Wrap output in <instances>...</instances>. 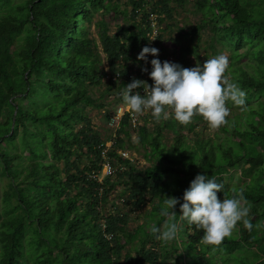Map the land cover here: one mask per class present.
<instances>
[{"label":"trees","instance_id":"trees-1","mask_svg":"<svg viewBox=\"0 0 264 264\" xmlns=\"http://www.w3.org/2000/svg\"><path fill=\"white\" fill-rule=\"evenodd\" d=\"M184 1L120 8L116 0H0V264H264V0H191L197 22L171 61L185 67L187 54L206 58L198 42L207 30L206 49H228L224 76L245 92L243 106L226 102V122L211 134L198 128L200 115L182 125L143 114L136 142L150 163L139 166L121 154L126 142L133 146L129 112L108 146L91 115L102 109L110 121L115 110L105 107L132 79L151 86L136 59L162 41L159 30L150 39V19L173 26V4ZM115 14L123 22L110 30L103 16ZM197 173L222 183L218 198L235 193L249 207L252 229L238 221L215 250L179 220L178 204L177 239L163 243L148 231L168 219L159 215L164 198L180 197ZM111 192L127 212L106 207ZM145 205L143 221L129 229L130 213Z\"/></svg>","mask_w":264,"mask_h":264},{"label":"clouds","instance_id":"clouds-1","mask_svg":"<svg viewBox=\"0 0 264 264\" xmlns=\"http://www.w3.org/2000/svg\"><path fill=\"white\" fill-rule=\"evenodd\" d=\"M158 53L156 47L147 45L137 53L138 61L151 65L150 71L141 68L151 78V86L139 79L125 84L122 98L126 111L136 114L150 111L154 120L171 117L182 125L190 123L194 115H200L207 126L215 130L226 122L227 101L236 106L245 104V92L224 76L228 67L226 55L217 54L202 64L182 67L177 62L160 60ZM146 54L152 58L149 60ZM138 88L146 89V94L136 91ZM222 187L216 176L197 173L180 197L164 198L159 215L168 219L162 227L150 225L149 233L163 243L177 239L179 227L174 219L177 204L179 220L202 230L201 244L213 246V250L231 235L238 221L245 229L251 230L253 225L247 218L249 207L243 197L234 193L227 198H218L217 193Z\"/></svg>","mask_w":264,"mask_h":264},{"label":"rangeland","instance_id":"rangeland-1","mask_svg":"<svg viewBox=\"0 0 264 264\" xmlns=\"http://www.w3.org/2000/svg\"><path fill=\"white\" fill-rule=\"evenodd\" d=\"M118 1V3L120 4V8L126 6V8H129L130 5L128 3V0H116ZM173 8H174V13H173V26H166L165 22L164 23H160L157 26V31L159 30V32H161L162 35V41L157 44L156 48L159 50L158 56L160 60H169L171 61L172 59L174 60L176 53H178L179 51V46L182 44H186L189 42V40L187 39L188 36L185 35V32L190 29L192 27V25L194 23L197 22V16L195 14L192 13V1L191 0H185L181 5H176L175 3L173 4ZM101 14H97L93 17V20H96L97 17H99ZM121 17L119 14H115L113 17L110 15H104L103 18L105 19V21L108 24V27L110 30L114 29L115 26V22H123L120 21ZM125 23H123L124 25ZM166 26V27H165ZM165 27V29H164ZM180 27H182L180 29ZM90 30H93V33H95V26L94 23L90 25ZM208 39H209V33L207 30L202 31L199 34V42L198 44L200 45L199 48V55L201 57H203L204 54L208 55L206 58L202 59V60H196L194 59L192 56H190L189 54L185 55V58L187 60V64L182 63L183 66L185 67H192L197 63L202 64L206 59H209L213 56H215L214 54H211L210 50L206 49L208 47ZM196 41V39L194 38L192 40V44H194ZM190 43V42H189ZM217 48L219 49V53L218 54H224V55H228V49H221V47L217 46ZM101 55L103 56L102 52ZM103 65H105V62L103 61ZM144 68L149 70V68H151V65L149 63H147L145 61V63H143ZM138 64L134 63L132 69H135V67H137ZM133 76L134 73L131 71L130 72ZM145 73H147V71H145ZM105 85V84H103ZM116 89L113 88V95L116 94ZM96 95L97 91H96ZM113 95H107L105 97V99L107 101L111 100ZM119 95V94H118ZM113 100V99H112ZM111 100V104L107 105L105 108H107V111L109 114L112 113L113 110L118 109L117 107H119L120 105H122L123 107H125L124 105V101L122 98V93L120 94V98L117 99L115 102H113ZM103 111L98 110V109H91V115L94 118L96 124L98 126L101 127V130L103 131V135H104V139L106 140L107 144H109V136H113L114 135V129L116 127V122L115 121H105L104 120V115H103ZM136 123L134 126H131L129 128V133H130V138H131V143L133 144V146H130L129 142L125 143V151H126V156L130 157L132 160H134V162L136 164H138L139 166H146L148 165V163H150V161L145 160L143 158V156L141 155L140 151L141 149H139V146L137 144V125L138 124H142L143 119L141 118V115H147V118L150 117L151 113L150 111L148 112H144V113H140V114H136ZM119 119V117H118ZM147 126L151 127V122L148 121V123H146ZM198 128L200 130H202V132L205 135L211 134V132H213L212 129H210L207 126V123H205L204 125H198ZM166 143L169 142V138L165 139ZM135 146V147H134ZM129 155V156H128ZM239 170L238 169H232V175H233V179L231 180L232 183H235L237 181V174H238ZM103 174H105V169L103 168L101 171L100 176H102ZM115 192L118 193V191L116 190ZM115 192H111V195H109L108 201L106 203V207L109 209L111 202L113 204H115V206L118 209H126L124 212H127V205H121V202H117V195ZM148 211V206L145 205L143 206L141 209H134L133 213H130V221H129V229L134 228L137 223L143 221V216L145 213H147ZM132 254H135L136 251L133 249L131 250Z\"/></svg>","mask_w":264,"mask_h":264},{"label":"built area","instance_id":"built-area-1","mask_svg":"<svg viewBox=\"0 0 264 264\" xmlns=\"http://www.w3.org/2000/svg\"><path fill=\"white\" fill-rule=\"evenodd\" d=\"M150 25H151V27H152V32H151V34H150V39H154L153 37H155V35H156V33H157V24H156V22H155V20H154L153 18L150 19ZM117 76L119 77V73L116 72V73L113 75V77L115 78V77H117ZM128 76H129V77H132V74L129 73ZM142 91H144V90H141V92H142ZM117 108H118V109H115V114H114L113 117L110 119V120H111L110 122L115 121V122L117 123V121H118V117L120 118L121 115L126 111V110H125V107H123L122 105H120V106L117 107ZM127 112H129V111H127ZM129 116H130V120H131L132 126H134L135 123H136V115H135L134 113L129 112ZM108 145H109V144H106V146H108ZM106 151H107V148L104 147V148L101 150V154H102V155H105ZM121 154H122L123 156H126V152H124V151H122ZM107 166H108V164L103 165V168L105 169V174L107 173V170H108V167H107ZM103 168H102V169H103Z\"/></svg>","mask_w":264,"mask_h":264}]
</instances>
